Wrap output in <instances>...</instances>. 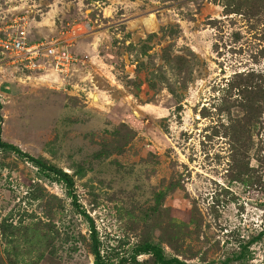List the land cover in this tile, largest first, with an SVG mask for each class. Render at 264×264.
<instances>
[{"label": "rangeland", "instance_id": "374dc122", "mask_svg": "<svg viewBox=\"0 0 264 264\" xmlns=\"http://www.w3.org/2000/svg\"><path fill=\"white\" fill-rule=\"evenodd\" d=\"M227 1L0 0V39L25 28L78 58L68 76L0 62V136L68 172L84 168L75 193L106 264H152L133 259L150 232L168 256L224 264L264 229V95L247 92L258 100L243 130L251 141L231 139L244 114L232 85L264 84V8L250 0L227 13ZM172 184L155 217V194ZM72 200L65 184L0 149V222L39 224L37 264H95L90 222ZM9 249L0 234V254ZM248 255L234 264H264V237Z\"/></svg>", "mask_w": 264, "mask_h": 264}, {"label": "trees", "instance_id": "16d2710c", "mask_svg": "<svg viewBox=\"0 0 264 264\" xmlns=\"http://www.w3.org/2000/svg\"><path fill=\"white\" fill-rule=\"evenodd\" d=\"M235 1V2H233ZM257 4L256 6L261 8H264V0H256ZM250 3V0H228L225 3V11L227 13H234V12H241L244 9V5H247ZM242 13V12H241ZM32 39V38H31ZM146 48V46H144ZM145 49H144V52ZM166 54V55H165ZM164 56L168 61H172L171 56L168 53H165ZM3 57V55H0ZM183 57H181V60L183 61ZM170 61V62H171ZM143 65V64H142ZM187 65V64H185ZM141 66V65H140ZM243 77V75H238ZM164 83H167L164 81ZM151 86L155 87L156 83L151 82ZM170 85V84H169ZM232 87L239 88L240 95H242L243 100L240 102V107L242 108V111H244L243 119H233V122L231 126L236 129L235 132L231 135V139L233 141V145L243 143L246 140L251 141L250 135H243L245 130L248 132V122L250 124L253 123V120H251V116L249 115V111L251 112V109L256 107L258 104V100L255 98H251L247 96V92H257L261 94V97L264 95V84L258 83L254 86L253 83L250 85L247 83L244 84H237L232 85ZM170 89L173 93H176L174 87L170 86ZM248 97V98H247ZM2 112H1V103H0V120H2ZM243 135V136H242ZM246 143V141L244 142ZM244 145V144H243ZM0 149H5L12 151L24 158H27L30 162H32L42 173V176L45 178H48L51 181H56L59 183H63L66 185L68 189V194L70 197H72L73 204L77 211L84 213L85 216L88 218L90 222V237L92 240L91 243V251L95 256V264H106L103 257H102V250H101V242L98 237L97 228L94 224V220L92 217L81 208L80 203L78 202V196L75 193L76 188V176H83L84 175V168L79 167L74 172H68L64 168L60 167L57 164L51 163L48 159H46L43 156H34L31 155L25 151H23L20 147L13 143H9L4 141L0 136ZM243 173V172H241ZM246 174V173H245ZM240 177V176H239ZM174 185H170L166 187L163 190H160L155 194V205H153L151 209L152 215L156 217V215L161 210V204L164 198L166 197V194L168 191H171L174 189ZM34 197H37L34 195ZM182 213V212H181ZM158 216V215H157ZM184 221H186V225L189 226V224H194L197 227L199 226V221L195 219V217L191 216L188 218L185 214ZM176 219L172 218L171 225H177L178 223L175 222ZM38 223L33 224L32 226H24V227H18L12 222H7L5 220L0 222V234L4 237L5 242L7 244L12 245V249H9L6 252V256L0 254V264H37L39 261L43 259L45 256L43 252H41L37 257L32 258L31 256V244L33 243L32 238L35 237V234H38ZM49 225V224H48ZM50 230V229H49ZM22 232L24 243L21 244L20 242H16V237L18 232ZM30 231L32 232L30 234ZM45 241L47 242V246H49L50 239H48V235L45 234ZM264 237V229L260 231L257 234L252 235L249 239L245 240L244 242L240 243L239 248H237L231 255H228L224 258L223 263L224 264H234L235 261H244L249 255L250 247L255 244L256 242L262 240ZM37 242L35 238V243ZM45 243V242H44ZM135 254L133 255L134 261H136V256L138 254H149L151 256L150 261L152 264H189L187 260L182 259L180 257L179 252H175L171 255L166 254L165 247L163 246L162 241H156V239L153 237V232H150L149 236L147 235L144 239H142L135 247ZM127 261V260H125ZM216 260H212L211 262H207L206 264H215Z\"/></svg>", "mask_w": 264, "mask_h": 264}, {"label": "built area", "instance_id": "2783aa9c", "mask_svg": "<svg viewBox=\"0 0 264 264\" xmlns=\"http://www.w3.org/2000/svg\"><path fill=\"white\" fill-rule=\"evenodd\" d=\"M0 52L2 64L14 65L23 72L53 71L68 76L78 61L67 45L59 40L32 41L25 28L1 38Z\"/></svg>", "mask_w": 264, "mask_h": 264}]
</instances>
